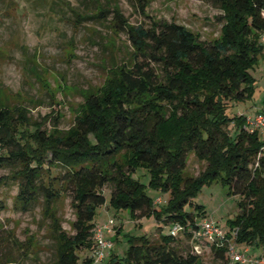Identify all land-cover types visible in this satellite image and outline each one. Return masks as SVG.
Instances as JSON below:
<instances>
[{"label": "trees", "instance_id": "obj_1", "mask_svg": "<svg viewBox=\"0 0 264 264\" xmlns=\"http://www.w3.org/2000/svg\"><path fill=\"white\" fill-rule=\"evenodd\" d=\"M91 1L92 10L80 11L64 0L75 15L74 27L84 19L109 20L115 33H127L130 49L112 63L100 87L82 91L69 128L48 129L32 120L0 83V168L12 172L0 176V185L18 181L17 209L42 206L56 249L49 264H94L96 215L107 202L106 186L117 210L196 229L203 205H195L196 213L187 206L215 180L241 195L231 228H239V242L262 248L264 257V135L244 126L246 115L227 112L256 91L251 69L264 53V0H212L222 10L221 35L212 41L184 24L154 18L148 0H139L138 8L148 25L129 22L118 3L109 19L102 0ZM68 44L75 46L73 40ZM191 152L206 163L198 175L186 173ZM140 168L149 172L148 184L135 177ZM150 189L168 193L167 203L158 206L159 196ZM63 196L71 197L73 233L58 213ZM5 207L1 201L0 210ZM185 234L191 242L192 233ZM30 237L20 245L24 255ZM176 237L130 236L125 253L110 250L105 264H199L200 254L181 252ZM212 246L220 264L231 263L226 246ZM85 249L89 256L82 255Z\"/></svg>", "mask_w": 264, "mask_h": 264}, {"label": "rangeland", "instance_id": "obj_2", "mask_svg": "<svg viewBox=\"0 0 264 264\" xmlns=\"http://www.w3.org/2000/svg\"><path fill=\"white\" fill-rule=\"evenodd\" d=\"M55 1V3L53 2ZM148 12L156 19L176 21L186 25L206 41H212L221 35L222 22L219 9L212 0H148ZM80 11L92 10L95 2L91 0H65ZM106 15L113 17L115 3H118L124 16L131 23L146 22L139 8V0H102ZM69 6V5H68ZM64 0H0V83L14 103L25 105L32 120L43 122L48 129L59 124L62 129L69 128L74 122V109L83 102L82 91L96 90L108 74V69L115 60L125 59L130 42L125 31L115 33L109 20H82V26L75 28V18ZM108 21V22H107ZM73 40L75 46H69ZM35 70H31V68ZM255 77L256 91L251 98L230 104V115H255L264 107V53L251 69ZM246 123V122H245ZM245 126V125H244ZM206 163L194 152L189 154L186 173L198 175ZM12 172L0 168V176ZM135 177L148 184L150 175L145 168H140ZM19 183L9 179L0 185V202L6 205L0 210V264H49L55 259L56 249L50 224L43 218L42 206L35 204L29 211L16 208V196ZM104 194L107 202L97 210L96 223L102 225L114 219V229L106 233L113 240L112 252L124 254L128 249L130 236L147 234L152 240H161V234L170 233V225L146 216L141 219L132 216L127 209L117 210L110 206L111 187L106 186ZM156 198L162 196L166 204L168 193L158 194L150 189ZM241 195L231 194L229 187L221 180H215L202 186L193 199V205L187 208L197 212L196 204L203 205L199 219H214L229 230L230 221L236 219L240 208ZM162 204H158L161 206ZM58 213L62 226L73 233L72 222L75 219L71 206V197L63 196L59 201ZM121 231L118 233V229ZM33 235L29 255H24L20 246ZM181 252L194 250L200 254L199 264H220L221 259L213 246L205 241L196 242L198 250L186 234L176 237ZM255 257L263 256L262 248L237 241V249ZM91 250L82 251L89 256ZM106 259L94 264H105Z\"/></svg>", "mask_w": 264, "mask_h": 264}, {"label": "built area", "instance_id": "obj_3", "mask_svg": "<svg viewBox=\"0 0 264 264\" xmlns=\"http://www.w3.org/2000/svg\"><path fill=\"white\" fill-rule=\"evenodd\" d=\"M261 40L264 43V32L261 35ZM245 127L254 132L256 130L260 131L264 135V107L256 112L255 115L246 116ZM161 196L157 197L155 200L156 204L161 202ZM114 219H110L102 225H96L95 227V245L92 250V257L95 262L102 261L107 256L108 252L114 246L113 240L106 237V233H110L114 229ZM186 231H190L192 234L191 242L194 247L198 250L199 244L196 242L205 241L209 244L227 247V255L232 263L240 262L242 264H264V257H255L249 255V249L246 248L244 252H240L237 249L238 241V227L230 228L226 230L214 219H203L198 222V227L196 229L187 226L181 222H175L170 226V232L174 236H179L185 234Z\"/></svg>", "mask_w": 264, "mask_h": 264}]
</instances>
